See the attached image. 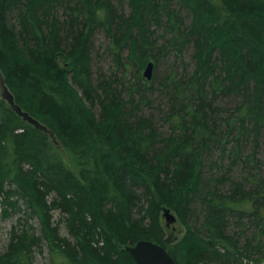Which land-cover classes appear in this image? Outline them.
<instances>
[{
  "label": "trees",
  "instance_id": "1",
  "mask_svg": "<svg viewBox=\"0 0 264 264\" xmlns=\"http://www.w3.org/2000/svg\"><path fill=\"white\" fill-rule=\"evenodd\" d=\"M171 1L130 0L126 14L114 0H0V68L16 104L85 159L74 172L52 152L50 134L0 98V202L24 207L27 218L0 264H33L43 246L53 264H136L124 248L140 240L178 264H264V177L225 192L226 174L203 170L217 144L238 164L229 139L240 150L246 136L258 143L264 134V0H179L190 24ZM164 19L171 36L159 46L152 28ZM102 28L117 64L129 51L124 66L137 65V92L141 81L150 89L141 73L150 61L193 45L196 68L187 81L174 76L164 117L172 134L140 115L145 92L135 102L116 78H95L92 38ZM232 97L241 99L234 115L217 122L216 98ZM166 209L185 229L176 237ZM246 223L259 232L242 245L234 230Z\"/></svg>",
  "mask_w": 264,
  "mask_h": 264
},
{
  "label": "rangeland",
  "instance_id": "2",
  "mask_svg": "<svg viewBox=\"0 0 264 264\" xmlns=\"http://www.w3.org/2000/svg\"><path fill=\"white\" fill-rule=\"evenodd\" d=\"M115 5L124 10L126 14L131 13V4L130 0H114ZM171 6L177 12H179L181 18L190 24L191 14L185 8H183L179 0H172ZM165 21L161 27L154 26L152 30L155 31L154 38L159 46L166 43V40L170 38V34L165 32ZM111 38H109L106 32L102 29H98L93 38H92V71L95 74V78L103 77L105 79L112 78L117 82L119 90H124V97L126 99H135V102L140 101L141 95L144 91V82L141 81L142 91L137 92L133 91L132 85L137 83L138 71L137 65L134 62L130 61L128 66V55L129 51H125L122 56V62L120 65L117 64L115 54L110 50ZM194 48L192 44L185 45L184 49L181 51L168 48L165 52L162 53L159 57V62L155 66L154 78L150 81V89L145 92L144 101L140 105V115L148 117L155 124L156 128L164 136L172 134L169 123L164 120V117L169 115L170 112V97L173 94L174 85L177 86L174 79L176 76L177 80L187 81L192 77L193 72L196 68L195 61L193 59ZM144 69L142 70V74ZM174 79L171 83L172 85H167V80ZM166 84V85H164ZM129 89L130 92L125 91ZM172 92V93H171ZM141 93V95H140ZM1 98V97H0ZM2 99V98H1ZM180 100L179 102H181ZM241 99L236 98H216V107L219 108V114L216 116V121L221 122L222 124L226 121H230V116L234 115L235 107L240 103ZM176 103V102H174ZM179 104H176V109ZM222 108L224 110H222ZM226 109V110H225ZM50 142V147L53 153H55L60 159H62L74 172H77L85 159L70 150L67 147H64L58 139L53 138L52 135L48 136ZM228 145L225 148L227 153L231 150L239 151V157L241 158L238 161V164H234L233 157H230L229 154L221 157V143L217 144V147L212 148L209 152L204 154V166L203 170L206 175L208 174H217L218 176L226 174L228 177V182L224 186L223 190L228 192L230 187H232L233 182H245L246 179L253 177L258 179L260 176L264 177V134L257 140L254 139V136L247 137L244 140V143L240 150L236 149L235 141L231 137L228 141ZM256 152V153H255ZM254 159H250L253 158ZM251 160L248 162V160ZM6 209L9 212V215H5ZM21 209L12 210L7 208L0 202V254L4 253L10 243L11 233L14 228L21 230L22 226L26 223V214ZM170 214L176 218V221H168L165 217L164 212V222L168 230V234L171 237H176L178 234H181L185 229L180 221L177 219L176 213L170 210ZM55 221L57 222L58 214L55 215ZM29 224L34 226L35 230H38V223L35 219L28 220ZM233 226L237 224L235 220L232 221ZM232 228V227H231ZM238 235H241L240 244L244 243L251 239L259 231L256 227L247 225L242 226L240 229L234 230ZM64 233V232H62ZM264 242V237H263ZM262 252H264V245L262 246ZM33 264H53L52 258L49 254V249L47 246L37 249L33 254ZM213 264H221L219 262H213Z\"/></svg>",
  "mask_w": 264,
  "mask_h": 264
},
{
  "label": "water",
  "instance_id": "3",
  "mask_svg": "<svg viewBox=\"0 0 264 264\" xmlns=\"http://www.w3.org/2000/svg\"><path fill=\"white\" fill-rule=\"evenodd\" d=\"M155 63L149 62L144 71V77L151 81L154 76ZM0 91L2 98L10 105L13 111H15L25 121L34 124L36 127L48 132L47 128L42 126L37 120L31 117L27 112H24L21 107L16 104L14 95L9 90L6 84L5 77L0 69ZM50 132V131H49ZM53 138L55 135L51 133ZM165 217L168 221H176V218L170 214V210H165ZM124 251L128 252L135 260L136 264H178L176 263L167 250L160 244L154 243L149 240H140L134 246H126Z\"/></svg>",
  "mask_w": 264,
  "mask_h": 264
}]
</instances>
